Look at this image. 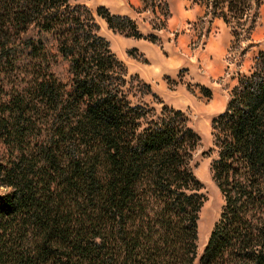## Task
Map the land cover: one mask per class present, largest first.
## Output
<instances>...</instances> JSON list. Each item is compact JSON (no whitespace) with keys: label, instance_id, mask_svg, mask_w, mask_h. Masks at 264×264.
<instances>
[{"label":"trees","instance_id":"1","mask_svg":"<svg viewBox=\"0 0 264 264\" xmlns=\"http://www.w3.org/2000/svg\"><path fill=\"white\" fill-rule=\"evenodd\" d=\"M79 1L0 0V264H193L205 201L190 166L199 136L138 76L160 108L131 102L97 18L129 38H159ZM155 1L142 0L166 19ZM263 1L194 0L234 43ZM211 128L224 204L199 264H264V51Z\"/></svg>","mask_w":264,"mask_h":264},{"label":"rangeland","instance_id":"2","mask_svg":"<svg viewBox=\"0 0 264 264\" xmlns=\"http://www.w3.org/2000/svg\"><path fill=\"white\" fill-rule=\"evenodd\" d=\"M95 11L105 6L114 14L131 17L141 34L149 38L155 35L159 41L126 37L112 31L97 18L100 35L111 43V50L127 70V94L134 104L146 103L159 110L160 105L147 89L131 78L139 77L148 84L164 104L180 109L188 118V125L199 136V143L193 153L190 166L200 182V193L205 198L199 213L196 257L199 259L208 242L214 224L223 207V198L211 178V162L216 155L213 146L211 120L222 113L228 103L231 91L241 77L251 73L255 58L264 51V1L257 11L256 25L248 38L234 43L230 29L220 19L205 17V8L194 0H161L168 5L170 15L165 19L157 12L154 15L142 0H80ZM155 4H160L159 0ZM163 4V3H162ZM165 22V23H164ZM164 23V27L162 24ZM136 44L145 46L150 53L164 58L163 67L172 76L159 77L152 86V66L128 56ZM138 51V49H136ZM138 54H142L138 51ZM145 57V56H144ZM137 70L151 78L147 83ZM171 81L168 83L166 78ZM156 81V82H155ZM201 86L212 95L206 98Z\"/></svg>","mask_w":264,"mask_h":264},{"label":"crops","instance_id":"3","mask_svg":"<svg viewBox=\"0 0 264 264\" xmlns=\"http://www.w3.org/2000/svg\"><path fill=\"white\" fill-rule=\"evenodd\" d=\"M134 48L138 49V51L144 54L145 58L148 60L147 66H152V86L154 84V80L158 79L159 77L161 78L164 76L173 75L170 70H167V68L163 67L164 58L155 56L153 53L151 54L148 48L145 46L136 44ZM137 74L139 76H143L147 83H149L148 81H151V78L146 77L141 70H137Z\"/></svg>","mask_w":264,"mask_h":264}]
</instances>
